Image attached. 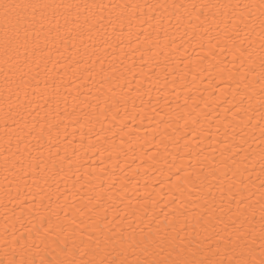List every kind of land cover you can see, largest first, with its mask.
<instances>
[{
  "label": "snow or ice",
  "instance_id": "obj_1",
  "mask_svg": "<svg viewBox=\"0 0 264 264\" xmlns=\"http://www.w3.org/2000/svg\"><path fill=\"white\" fill-rule=\"evenodd\" d=\"M0 264H264V0H0Z\"/></svg>",
  "mask_w": 264,
  "mask_h": 264
}]
</instances>
